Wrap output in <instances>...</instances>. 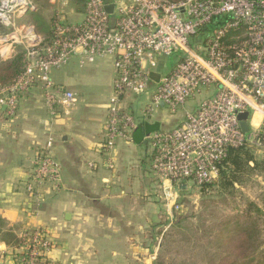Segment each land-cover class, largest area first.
I'll list each match as a JSON object with an SVG mask.
<instances>
[{
    "label": "built area",
    "instance_id": "2783aa9c",
    "mask_svg": "<svg viewBox=\"0 0 264 264\" xmlns=\"http://www.w3.org/2000/svg\"><path fill=\"white\" fill-rule=\"evenodd\" d=\"M82 4L79 22L67 23L61 12L55 14L54 39L48 46H41L32 27L0 36V61L11 58L19 43L25 44L24 71L12 85L0 88V108L13 115L19 95L34 85L41 86L51 111L56 106L69 108L76 96L55 85L51 71L73 57L79 66L110 58L114 78L100 147L109 156L115 141L130 140L137 126L126 107L129 97L151 92L149 105L139 115L150 123L156 110L174 112L204 95L178 125L144 137L151 149V170L168 185L164 199L173 213L179 212L171 187L189 180L197 186L213 183L227 149L242 146L246 136L255 140L264 123V0H82ZM110 4L112 14L105 10ZM36 9L35 0H0V29L13 28L14 16ZM244 112L249 115L246 136L238 120ZM51 147L49 140L36 156L26 187L37 206L42 199L34 187L60 182ZM20 238L19 264H53L46 262L51 246L43 230L24 231Z\"/></svg>",
    "mask_w": 264,
    "mask_h": 264
},
{
    "label": "crops",
    "instance_id": "0c3cea01",
    "mask_svg": "<svg viewBox=\"0 0 264 264\" xmlns=\"http://www.w3.org/2000/svg\"><path fill=\"white\" fill-rule=\"evenodd\" d=\"M69 63L66 69L73 68ZM77 64L67 74L50 73L55 85L74 93L73 106L51 111L41 86L34 85L19 95L13 115L0 108V219L19 237L43 230L51 246L48 263L154 264L176 214L164 199L168 185L154 176L151 149L144 139L135 141L133 132L130 140L117 139L109 156L101 151L114 78L111 59ZM129 104L137 126L144 123L137 101ZM49 140L60 182L34 187L42 199L37 206L26 187ZM22 254L0 242V264H19Z\"/></svg>",
    "mask_w": 264,
    "mask_h": 264
},
{
    "label": "rangeland",
    "instance_id": "374dc122",
    "mask_svg": "<svg viewBox=\"0 0 264 264\" xmlns=\"http://www.w3.org/2000/svg\"><path fill=\"white\" fill-rule=\"evenodd\" d=\"M35 5L37 7L36 12L21 17L14 16L13 28L0 29V36L5 33L11 34L14 30L17 32L24 31L25 28L29 27L28 23L32 15H42L48 22H51V19L59 12L65 17L67 23L79 22L83 18V14L77 13L82 7H78L74 0H36ZM24 48L25 44L19 43L15 47L14 54L19 50L24 51ZM77 61L76 57L70 60V63L74 62L71 65L73 68H78ZM67 65L53 71L66 69L70 66ZM168 65L170 67L171 62ZM71 69L62 72L67 74ZM150 93L129 97L126 99V107L129 108L132 105L129 104L130 100L139 102L141 106H137L139 108L138 111L136 109V114L140 115L143 107L149 105L148 96ZM203 97L204 95L195 97L188 101L184 107L178 108L174 112L168 111L166 108L156 110L150 119V123L155 125L154 122H156L159 126L158 131L169 130L178 125L179 120L186 113H193ZM158 111H161L160 115ZM261 128L264 129V123ZM251 145L254 146L253 149L256 153L264 156V144ZM181 187H185V189L182 190ZM174 190L172 189L179 198L177 200L181 210L173 215L171 224L165 230V237L167 238L164 241L161 240L162 242L160 241L162 248H160L161 251L154 264H214L218 258L215 240L222 224H233L236 221L246 223L248 202H253L264 209V176L253 177L247 185H235L233 190L224 193L216 187L202 191L191 180L175 186ZM257 232V242L264 247V221L259 223ZM211 257L214 258L213 263Z\"/></svg>",
    "mask_w": 264,
    "mask_h": 264
},
{
    "label": "trees",
    "instance_id": "16d2710c",
    "mask_svg": "<svg viewBox=\"0 0 264 264\" xmlns=\"http://www.w3.org/2000/svg\"><path fill=\"white\" fill-rule=\"evenodd\" d=\"M74 1L78 7H82L77 13L83 14L82 0ZM29 21L28 26L34 29L40 39L42 38L41 46L50 45L54 39V18L48 22L42 15H32ZM24 66L25 52L23 50H19L11 58L1 61L0 88L12 85L22 75ZM140 125L144 126L146 123ZM263 133L264 129L261 128L255 140L251 141L246 136L242 146L228 148L225 156L218 164L216 180L211 184L199 185L200 189L205 191L216 187L224 193L233 190L235 185H247L253 177H263L264 156L256 153L253 149L254 146L251 145L264 144ZM246 219V223L236 221L233 224H222L215 240L218 258L214 264H264V247L257 242L259 223L264 221V209L253 202H248ZM166 238L164 233L161 240L164 241ZM0 242L13 249H18L22 245V239L17 236L13 229L6 228L2 219H0ZM160 245L162 247V243ZM211 259L213 263L214 258L211 257Z\"/></svg>",
    "mask_w": 264,
    "mask_h": 264
},
{
    "label": "water",
    "instance_id": "95a60500",
    "mask_svg": "<svg viewBox=\"0 0 264 264\" xmlns=\"http://www.w3.org/2000/svg\"><path fill=\"white\" fill-rule=\"evenodd\" d=\"M105 10L108 14H112L113 11V5H106ZM162 106V104H160ZM248 118L249 115L247 112L241 113L238 115L239 120V127L243 135H248L250 133V128L248 125ZM158 130V127L156 125H149L146 124L144 126H137L132 134V137L135 141L138 139H144L145 136H148L150 133L156 132ZM181 189H185V187H181Z\"/></svg>",
    "mask_w": 264,
    "mask_h": 264
}]
</instances>
